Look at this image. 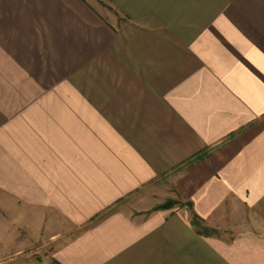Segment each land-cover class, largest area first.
Here are the masks:
<instances>
[{"label": "crops", "instance_id": "1", "mask_svg": "<svg viewBox=\"0 0 264 264\" xmlns=\"http://www.w3.org/2000/svg\"><path fill=\"white\" fill-rule=\"evenodd\" d=\"M54 263L264 264V0H0V264Z\"/></svg>", "mask_w": 264, "mask_h": 264}, {"label": "trees", "instance_id": "2", "mask_svg": "<svg viewBox=\"0 0 264 264\" xmlns=\"http://www.w3.org/2000/svg\"><path fill=\"white\" fill-rule=\"evenodd\" d=\"M175 203H176L175 200H167L166 202H164V203H162L161 205L157 206V209L170 208V207H172L173 204H175ZM191 221H192L194 224H199L195 215H193ZM54 264H56V263H54Z\"/></svg>", "mask_w": 264, "mask_h": 264}, {"label": "rangeland", "instance_id": "3", "mask_svg": "<svg viewBox=\"0 0 264 264\" xmlns=\"http://www.w3.org/2000/svg\"><path fill=\"white\" fill-rule=\"evenodd\" d=\"M164 183V182H163ZM161 185H162V181L157 182L155 184H153L152 186L155 188L154 190L157 191L160 194V190H161ZM162 193V192H161ZM168 199H165V201ZM170 200V199H169ZM32 254V253H31ZM32 256V255H31ZM30 256V257H31Z\"/></svg>", "mask_w": 264, "mask_h": 264}]
</instances>
